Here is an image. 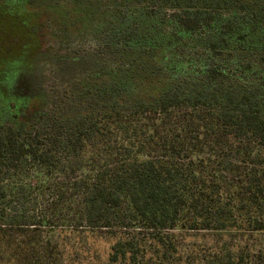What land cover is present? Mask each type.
Segmentation results:
<instances>
[{
    "label": "trees",
    "instance_id": "1",
    "mask_svg": "<svg viewBox=\"0 0 264 264\" xmlns=\"http://www.w3.org/2000/svg\"><path fill=\"white\" fill-rule=\"evenodd\" d=\"M71 2L81 77L0 71V264H264V0Z\"/></svg>",
    "mask_w": 264,
    "mask_h": 264
},
{
    "label": "rangeland",
    "instance_id": "2",
    "mask_svg": "<svg viewBox=\"0 0 264 264\" xmlns=\"http://www.w3.org/2000/svg\"><path fill=\"white\" fill-rule=\"evenodd\" d=\"M25 1L12 17L0 14V71L8 72L3 75L11 78L17 98L25 96L37 101L45 93L42 89H51L59 82L67 85L81 77L80 65L75 71L60 75L65 64L58 60L57 53L67 45L102 41L101 35L89 33L86 28L91 22L89 17L98 18L100 11L76 8L71 0ZM91 244L87 256L72 264H93L96 253L105 258L110 244L102 240Z\"/></svg>",
    "mask_w": 264,
    "mask_h": 264
},
{
    "label": "clouds",
    "instance_id": "3",
    "mask_svg": "<svg viewBox=\"0 0 264 264\" xmlns=\"http://www.w3.org/2000/svg\"><path fill=\"white\" fill-rule=\"evenodd\" d=\"M41 86L43 87L44 85H43V84H41Z\"/></svg>",
    "mask_w": 264,
    "mask_h": 264
}]
</instances>
